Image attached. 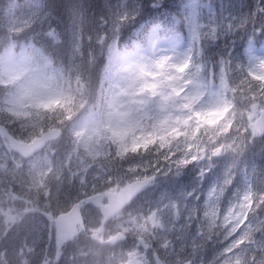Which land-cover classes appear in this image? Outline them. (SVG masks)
<instances>
[{"label":"clouds","instance_id":"9594fccd","mask_svg":"<svg viewBox=\"0 0 264 264\" xmlns=\"http://www.w3.org/2000/svg\"><path fill=\"white\" fill-rule=\"evenodd\" d=\"M44 125L129 166L171 158L175 177L208 178L209 232L211 198L235 187L239 211L230 201L216 225L235 233L256 198L250 175L264 210V0H0V127L27 138ZM162 167L129 202L169 178ZM81 236L60 216L4 214L0 264H89Z\"/></svg>","mask_w":264,"mask_h":264},{"label":"rangeland","instance_id":"374dc122","mask_svg":"<svg viewBox=\"0 0 264 264\" xmlns=\"http://www.w3.org/2000/svg\"><path fill=\"white\" fill-rule=\"evenodd\" d=\"M47 127V125H44L37 128L24 141L37 136L47 129ZM14 135L19 138H25V134L20 132H16ZM65 136L68 137L64 139V142L68 143L66 155L53 160L48 159L47 156L43 158L41 155L22 160L12 153L4 145L5 143L3 144L0 141V175L11 178L4 186L0 187V217H3L4 214L13 215L17 211L24 209L38 214L48 212L49 215H55L60 210L59 203L65 206V203L69 199V201L71 200L69 202L70 206L73 202L80 201L87 196L82 194L81 189L74 188V190H71L73 197H66V191L64 188H61V185L65 182L66 177H68L67 174L73 180L77 178L80 183H85L90 177L103 176L105 168L102 165H104L103 160H106V157H103V155L112 153L113 151L107 146L101 148L98 144L85 142L84 138H76L68 132H65ZM48 150L49 153H52L55 151V147L48 148L46 151ZM196 150V147L193 146V151ZM160 159L158 158V160ZM161 160L163 171L168 170V174H171L170 177L173 178H163L162 182L175 184V189L168 191L163 189L160 191L159 196L156 197L158 198L157 201L155 199L152 201L154 206L148 209L146 213L129 210L122 211L112 217L109 222L103 223L97 214L92 213V210L89 208L85 209L87 220L89 222L92 221L90 230L87 232L88 237L92 235V232L96 233L95 240L90 241L101 245L109 243L111 247L115 246V250H120V253H116L109 264H114L113 262L121 264L131 256H137L140 260L144 258L151 259L150 251L142 249L136 241V238L139 237L144 240L146 235L151 234L153 238L145 240L148 245L150 244L151 250L153 248L160 250L163 256L169 258L174 257L172 253L174 251L173 243L177 242L188 245L191 248L196 236L206 235L202 232L211 233L209 232L208 222L203 219L205 199L208 195L210 180L206 178L202 183L194 185L190 173H185L189 174V176L184 178V180L181 176L179 178L174 176L176 164L173 162V159ZM146 167H149V164L142 163L139 166L128 165L127 167H123L121 180L108 178L109 175L104 176V179L110 183L107 188L109 191H113L110 190L112 184L121 185L125 181L137 178L141 170ZM107 173L109 174L108 171ZM21 180H24L26 185H22L23 183H20ZM112 180H116V183H111L110 181ZM49 191L53 195L46 199L45 194ZM234 191L235 187H230L220 195L218 203L215 197L211 198L212 208L210 212H215V215H210L208 219L215 220L216 224L211 225V231L214 230L218 235L217 242L214 245V248H216L214 251L216 256L214 264H244L241 258L245 252L257 249V247L264 248V235L259 239L249 237L256 228V223L251 217L244 219L243 224L239 226L236 232L227 237H225L224 230L216 226L226 214L230 201L236 204L232 208V211L234 213L239 211ZM253 192L256 196L253 201L260 200L261 194L255 190ZM188 193H191V195ZM36 194L39 196L37 197ZM40 197L42 199L39 201ZM240 219H243V217H240ZM118 231L127 233L129 237L130 244L124 252L121 251L123 248L121 245L108 242L109 237ZM243 233H247L243 237V242L235 247L231 246L232 241L240 238ZM88 237L83 236L79 239L83 242L89 240ZM47 238L46 230L45 240ZM252 256L253 254L250 255L249 259ZM255 258L256 256L252 260L254 261ZM166 261L169 264H178L183 262V259L177 261L166 259ZM260 261L257 260V262ZM196 264L200 263L197 261Z\"/></svg>","mask_w":264,"mask_h":264},{"label":"trees","instance_id":"16d2710c","mask_svg":"<svg viewBox=\"0 0 264 264\" xmlns=\"http://www.w3.org/2000/svg\"><path fill=\"white\" fill-rule=\"evenodd\" d=\"M62 142V141H60ZM60 150V149H59ZM58 150V152H59ZM57 152V153H58ZM59 154V153H58ZM106 160H104V164L107 167V169L111 170L116 166L115 170L112 172H109L108 170H104L105 175H116L120 174V168L118 167L119 165L117 164L116 159H114L111 154H105ZM53 158V157H52ZM121 163H123L121 161ZM109 172V174L107 173ZM68 179L66 178L65 182L62 183L61 188H64L66 191V197L67 198H72L73 195L71 194V190L74 188V181L73 179L69 178V174H67ZM252 185V189L257 191L259 194H261V191L259 190L260 185H259V178L255 175H252L249 177ZM50 183V182H49ZM81 191L82 194L92 193L96 191H102L101 186H99V181L98 180H90L87 183L81 185ZM84 197V196H82ZM42 198H39V201ZM71 201V200H70ZM69 199L67 200V203H65V206H62V203H59V211L65 210L69 206ZM137 202V204L134 206L132 205V208L129 211L132 212H139V211H145L146 209V204H142L140 196L134 201ZM261 201H253L252 203V210L248 211L247 217H251L254 222L256 223V228L255 230L252 231V234L249 235V237H255L256 239L262 238L264 235V210H262L261 207H258V205H261ZM50 205V204H49ZM206 235L204 236H196V239L194 243L192 244V247L194 248H189L188 245H183L180 243H173L174 248L172 251L174 257H169L166 258L165 256L162 255L160 250H156L161 258H163L165 261L167 260H180L183 259L185 260H195L196 262L198 261L200 264H214L215 263V254L214 251L216 248H214V245L217 242V237L218 235L214 230L211 231V233L207 234L206 232H202ZM128 240V239H127ZM77 247H79L82 251L83 254H86L88 259H89V264H109L113 260V257L116 255V253H120V250H115V246L111 247V244H98V243H93L90 240L86 241H81L78 239L76 241ZM120 245L123 246L121 249L122 252L128 247V242H122ZM253 254V256L249 259L250 255ZM256 256L255 260L253 261L252 259ZM257 260H261L260 262H257ZM241 261L244 262V264H264V248H259L257 249H251L248 250V252H245L241 258ZM114 264H119L115 263ZM167 263V261H166Z\"/></svg>","mask_w":264,"mask_h":264},{"label":"water","instance_id":"95a60500","mask_svg":"<svg viewBox=\"0 0 264 264\" xmlns=\"http://www.w3.org/2000/svg\"><path fill=\"white\" fill-rule=\"evenodd\" d=\"M55 134H56V129H53L51 133L50 131H47L27 143L16 140L8 132H6L3 127H0V137L5 138L8 142L9 149L14 153L20 155L22 158L30 157L31 155L36 153L39 149L43 148L46 142L55 139ZM146 179H142V180L138 179L128 182L118 191L107 194L106 203H103L104 195L102 194H93L86 197L85 203L97 207L99 210V214L101 215L103 221L105 222L110 217H112L117 211H119L129 203L128 191L134 188L137 184L144 182ZM57 216H60L69 226H72L73 223H76L80 226V228H83L82 217L80 215L79 202H75L71 204V206L66 212L61 213ZM112 237H121L120 240L124 239V236L121 233H116ZM157 257L158 255L154 253L153 254L154 262ZM122 264H142V261L137 260V258L133 256L127 259ZM182 264H190V262H185Z\"/></svg>","mask_w":264,"mask_h":264},{"label":"flooded vegetation","instance_id":"af4514ba","mask_svg":"<svg viewBox=\"0 0 264 264\" xmlns=\"http://www.w3.org/2000/svg\"><path fill=\"white\" fill-rule=\"evenodd\" d=\"M158 158L159 157H157V156H152V157H150V162L148 163L149 164V167H146V168H143L142 170H141V175L139 174L138 175V177L137 178H140V179H143V178H148V177H151V174H152V172L153 171H155V168L156 167H161V165H162V163H161V161L162 160H158ZM118 159V158H117ZM118 161H120L119 159H118ZM157 161H159L158 163H157ZM153 165H155V167H153ZM128 166V164H126L125 166H123V167H127ZM151 166V167H150ZM115 170V167L112 169V171H114ZM161 172H163V167L161 168ZM120 174H116V175H114L113 174V176H110V177H108V178H112V179H119L120 178ZM168 176H171V174H168ZM173 179V178H172ZM162 180H163V177H161L159 180H157V182L155 183V184H152L150 187H148L145 191H143V193H154L155 195L156 194H159L160 193V191H162L163 189H165L166 191H168V190H174L175 189V184L174 185H172V184H170V183H165V182H162ZM93 181V180H92ZM116 180H112V181H110L111 183H116L115 182ZM88 182V181H87ZM87 182H85V183H87ZM104 182V183H103ZM126 182V181H125ZM124 182V183H125ZM24 185H25V182H22ZM66 183V182H65ZM85 183H80V182H78L76 179H75V181H74V188L75 189H77V188H79V189H81V185H79V184H85ZM102 183V184H101ZM123 183V184H124ZM123 184H121V185H118V184H112L111 185V187H110V190H113V191H116V190H118ZM110 185V183L109 182H107L104 178H102V180H100L99 181V186H101V188H102V191H96V192H92V193H99V192H103V193H107V192H112V191H109V189L107 188L108 186ZM118 185V186H117ZM74 188L72 189V190H74ZM29 191V190H28ZM30 192V191H29ZM82 192V191H81ZM31 194H32V192H31ZM145 200H146V202H148L147 201V199L145 198ZM46 214V213H45ZM48 215V214H47ZM88 229H87V226L85 227V229H84V231L86 232ZM146 239V238H145ZM144 249H146V247H144Z\"/></svg>","mask_w":264,"mask_h":264}]
</instances>
